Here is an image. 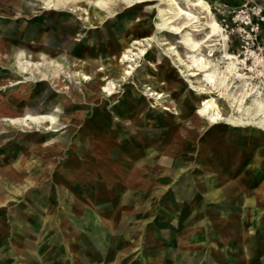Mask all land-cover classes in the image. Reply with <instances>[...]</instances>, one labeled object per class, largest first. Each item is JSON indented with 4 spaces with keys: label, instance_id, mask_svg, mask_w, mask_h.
Wrapping results in <instances>:
<instances>
[{
    "label": "rangeland",
    "instance_id": "rangeland-1",
    "mask_svg": "<svg viewBox=\"0 0 264 264\" xmlns=\"http://www.w3.org/2000/svg\"><path fill=\"white\" fill-rule=\"evenodd\" d=\"M95 1L60 0L51 9L45 7V0H0V84L5 86L0 89V117L21 116L26 110L55 117L49 128L53 125L55 131L25 130L0 120V169L6 172V183L13 184L15 179L21 184L49 183L62 161L67 165L79 160V154L83 157L89 152L91 140L98 145L93 137L102 134L106 138L103 132L108 131L113 133L116 145L113 150L107 145L106 151H114L118 162L112 168L109 162L106 169L119 203L127 201L125 194L133 179L142 186L148 185L149 177L145 175L150 172L165 179L147 167L148 162L152 166L161 162L166 168L162 173L170 177L160 183L171 187L170 191L177 180L185 183L182 193H173L171 200L184 205L190 199L200 205H189L195 212L187 221L191 222L194 243L201 228L200 216L205 214L204 202H208L206 214L214 217L206 223L210 235L204 239V246L193 249L199 253L197 264L204 263L205 256L216 264H238V257L245 260L243 264H264V129L234 119L245 114L236 111L237 107L233 110L226 96L239 97L243 88L251 86L264 96V0H205L223 28L228 38L225 40L215 35L208 37L205 21L209 13L192 7L198 19L186 25L181 34L199 40L196 49L185 44L181 34L163 28L161 0L132 5L111 0L113 14L95 6ZM176 1L182 7L188 6L187 0ZM242 9L249 11L252 21L245 30L241 28L245 25L241 22ZM174 22L183 21L179 18ZM251 27L253 44L245 33ZM134 40L141 43L133 44ZM164 40L175 48L169 49ZM140 48L144 53H139ZM126 49L139 54L122 62ZM224 51L245 61L246 67L242 70L239 64L236 76H226L228 60L223 57ZM196 56L216 70V83L225 78L219 87L223 95L218 96L217 91L212 94L223 115L229 117L219 123H209L199 113L202 99L211 94L199 93L192 87L206 84L204 71L189 75L196 68L192 61ZM86 58L89 65L79 63ZM19 62L35 73L47 68L55 73H50V80L41 81L31 76L33 70L23 74ZM88 66L93 72L103 68L105 78H95ZM251 66L253 71L248 69ZM125 69L130 73L125 74ZM79 72L87 73L91 79L80 80ZM241 72L251 75L250 85L239 81L237 74ZM17 79L22 81L10 85V80ZM152 91L157 95H151ZM159 93L161 97H157ZM256 93L246 98V106ZM49 137L51 141L47 143L45 139ZM104 146L100 148L102 152ZM141 149L147 158L129 171L127 156L137 155ZM87 162L94 164L96 160ZM105 176L100 183H106ZM127 176L128 184L121 181ZM89 177L94 178V174ZM170 191L164 200L170 197ZM135 192L139 193L137 200H146L142 196L145 191H134L131 198ZM27 195L10 190L2 196L13 203ZM128 258L132 257L120 260L127 263ZM134 258L129 264L137 263L138 257ZM58 260L55 257V263L61 264ZM113 262L116 264V260Z\"/></svg>",
    "mask_w": 264,
    "mask_h": 264
},
{
    "label": "crops",
    "instance_id": "crops-1",
    "mask_svg": "<svg viewBox=\"0 0 264 264\" xmlns=\"http://www.w3.org/2000/svg\"><path fill=\"white\" fill-rule=\"evenodd\" d=\"M4 87L0 84V89ZM25 113L33 112L26 110L21 116ZM9 118L3 115L0 120L25 130L55 131L53 125L52 129L46 128L47 122L38 126L34 123H13ZM103 134L107 135L106 138H111L103 142L106 139L104 135L94 136L98 145H95L97 141L95 143L91 140L89 152L83 157L79 154V160H73L67 165L61 160L49 183L21 184L15 182V179L13 184H7L6 172L0 169V264H56L55 257H59L57 262L61 264H114V260L116 264H129L135 259L134 256L138 257L136 264H197L199 253L193 249L204 246L210 235L206 223L209 218L214 219L206 214L205 206L208 202L203 203L206 204L202 208L205 214L200 216L199 213L203 219H200L201 228L195 235L196 243L191 236V222L187 221L189 215L193 216L195 213H192L189 205L198 203L187 200L182 205L171 200L173 193H182L185 183L177 180L171 191V187L167 188L160 183L170 177L162 173L166 172V168L161 162L155 166L148 162L147 167H151L152 171L156 170L165 179L156 178L152 172L150 174L153 176L145 175L150 179L146 186L137 184L133 179L126 192L127 201L119 203L116 197L118 194L112 189V180L106 169L109 162L111 168L118 162L114 151L110 154L106 151L107 145L112 146L113 150L116 143L113 133L111 135V132L108 134L105 131ZM50 139L46 138L45 141L49 143ZM103 145L102 152L100 148ZM112 153L113 158L110 156ZM146 155L145 153L143 156L141 149L137 155L134 153L132 157L127 156L128 170L133 169L138 161L147 158ZM91 158L96 160L94 164L87 162ZM91 174H94V178L96 175L97 179L88 178ZM104 174L108 177L106 183H100ZM125 178L128 179L121 178V181L128 184L130 179L128 176ZM33 179L30 181H35ZM10 190L16 193L26 192L28 195L25 199L16 198L13 203L7 202V196L2 195ZM134 191H145L142 196L146 200H137L135 196L138 192L133 193L131 198L130 194ZM169 191L170 197L164 200ZM39 192L41 194H37ZM198 207L200 208L199 204ZM184 222L187 224L183 225ZM202 239L203 243L198 242ZM122 257L132 258L123 263L120 260ZM205 259L201 264H216L210 257L205 256ZM238 259V264L245 262L241 257Z\"/></svg>",
    "mask_w": 264,
    "mask_h": 264
},
{
    "label": "bare ground",
    "instance_id": "bare-ground-1",
    "mask_svg": "<svg viewBox=\"0 0 264 264\" xmlns=\"http://www.w3.org/2000/svg\"><path fill=\"white\" fill-rule=\"evenodd\" d=\"M45 1H46V6L45 7L46 8H51V9L54 8V6L56 8L58 2H60V0H45ZM122 1L126 5H132V4H135L137 2L144 1V0H122ZM161 1H162V4H163L160 7V9H159V12L162 13V17H163V19H162L163 22H162L161 25L163 26V28H166L168 31H170V32H172L174 34H181L183 32L184 27H186V25H188V24L192 25L193 23H195L196 20L198 19V16H196L194 13H192L191 8L198 6V7L201 8V10L205 11V13H206V11L209 13V17H207V19L205 21V25L207 26V28L209 30V31L207 30L208 31V37L215 35V36L219 37V40H225V38L227 37L225 35V32H224L223 28L220 26V24L217 22V20L212 16V13H211V10H210V6L205 0H187V5L188 6H186V7H182L176 0H161ZM109 2H111V0H96L95 1V6H98L100 8L104 7V9L107 10V13L113 14V10H114L113 8H115V6L109 4ZM169 11H173V15H169ZM99 18L103 19V16H101ZM179 18L182 19V21H183L181 24H178L177 22H174V21H176ZM181 35H182L181 36L182 37V41L185 44H188L190 48L196 49L199 46V40H194L193 38H190L187 33L186 34H181ZM226 39H228V38H226ZM140 43H141L140 40H134V42H133V44H140ZM164 44L170 45L169 49H174L175 48V47H173V45H171L169 42H167V40H164ZM130 53H131V51L126 49L121 55V61L124 62L126 60H131L132 56H134L136 54H139V53L142 54V53H144V50H143V48H140L139 49V53L138 52L131 53V54ZM196 55H198V54H196ZM223 57L228 60L227 61V64H228L227 65V71L228 72L226 73V76H228L229 74H233V75L236 76V73L238 71L236 69L238 68L239 64L241 65L240 68H242V70L244 69V67H246L245 61L242 60V59H239L238 58L239 56L237 57L236 55H232V54H229L227 51H224ZM192 61H193V64L195 65L196 68L195 69H191L192 71L190 72L189 75H195L199 71H204L203 80L206 83L204 86H201V87H199L197 85H193L192 87L195 90H197L199 93L211 94L208 97H205V98L202 99V102H201V105H200V109H199L200 115L204 116L209 123H219V121H221L224 118L228 119L229 117L228 116H224L223 113L221 112L220 107H219V105L217 103L216 96L212 95L216 91L218 92V96H222L223 95V90H221V89L219 90V87H220V85L224 84L225 78L222 77L219 80V83H216V74L217 73H216L215 69H210L209 66L207 65V63H205L201 58H199V56L198 57L197 56L194 57L192 59ZM88 62L89 61L86 58L84 61H83V59L80 60L79 63L87 65ZM48 63H51V62H48ZM19 64H20L19 65L20 71L23 74H26L27 72L33 70V69L30 70L28 65L24 64V62H19ZM45 65L49 66L46 63H45ZM91 65H92V63H91ZM30 66H35V64L34 63H30ZM38 67H39V63H38ZM88 67L90 68V66H88ZM90 69H91V73H92L93 72L92 71V66H91ZM99 69H100V71L93 72L94 75H95V78L98 79V77H100V75H101L100 78L104 79L105 78L104 77L105 73L103 72V68H99ZM248 69L253 71V67L252 66L249 67ZM262 69H264V68H262ZM196 70H198V71H196ZM36 73L34 72V70L31 71V76L34 75V77H37V79L41 80V81L42 80H46V79L50 80L51 79V74H54L55 70H54V72H52L49 68H47L46 71H43L42 69H38V71ZM128 73H130V71L128 69L127 70L125 69V74H128ZM77 75H78V78L80 80H84L85 81V80H88V79L90 80L91 79V77L85 72H79V74H77ZM250 76L251 75H246V72H241V73L237 74V78L239 79V81L245 80V82H247L248 85H250V80H249ZM23 79H27V77H23ZM21 81L22 80H16V81H12L11 80L10 84L11 85H15V84H18ZM105 81H106V79H105ZM242 90L243 91L240 93L239 97H235L234 95L226 93V96L228 98L229 105L231 106V108L233 107V110H234L235 109L234 107H237L235 109L236 111L244 112V114H245V115L243 114L244 115L243 117L242 116H237L234 119H239V121H241L242 124H247V123L250 124V125L254 124L257 127H261L262 129H264V96H262V91L258 90V88L257 89H252V86L251 87H247V88H243ZM255 91L257 93L253 95V98L251 99V102L246 106V102H245L246 98L250 97L252 93H255ZM150 94L151 95H154V94L157 95V93H154V91H152ZM161 96H162V94L159 93V96H157V97H161ZM54 119H55V117L53 115H50V114L25 113L21 117H18V118H11L10 117L8 120H10L13 123H19V124L34 123V124H37L38 126L39 125L43 126L44 125L43 122H47L46 128H49L51 126V122H53ZM131 162H132V160H131ZM120 164H121V162H120ZM79 168H81V167H79ZM203 168H204V166H203ZM161 179H162V177H161ZM188 198H190V197H188Z\"/></svg>",
    "mask_w": 264,
    "mask_h": 264
},
{
    "label": "built area",
    "instance_id": "built-area-1",
    "mask_svg": "<svg viewBox=\"0 0 264 264\" xmlns=\"http://www.w3.org/2000/svg\"><path fill=\"white\" fill-rule=\"evenodd\" d=\"M245 8H246V6H245ZM242 14H244V15H242ZM240 15L242 16V19H243L241 22L245 24L244 27L242 26L241 28H244V30H245V26L247 27L248 25H250L252 23L251 18L249 17V11H247V9L246 10L242 9V10H240ZM253 30L254 29L251 27L249 31H247V32L245 31V33H247L246 34L247 37H249V40L251 41L252 44H253V39L250 38V35H251V32Z\"/></svg>",
    "mask_w": 264,
    "mask_h": 264
}]
</instances>
